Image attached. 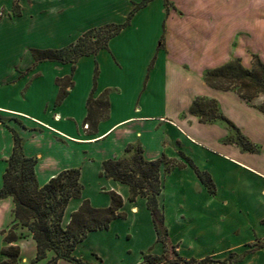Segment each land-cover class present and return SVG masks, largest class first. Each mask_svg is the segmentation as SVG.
<instances>
[{"label": "crops", "instance_id": "crops-1", "mask_svg": "<svg viewBox=\"0 0 264 264\" xmlns=\"http://www.w3.org/2000/svg\"><path fill=\"white\" fill-rule=\"evenodd\" d=\"M133 1L144 0H125L121 12L123 0H20L19 13L1 23L0 189L13 131L21 139L24 156L36 159L40 187L62 171L79 170L81 197L69 200L63 227L84 200L93 208H107L110 193L122 200L121 217L107 229L88 232L76 245L74 257L86 264H140L144 254L160 256L164 251L146 199L130 201L128 185L102 175L104 161L122 159L128 146H139L146 161L165 158L181 165L170 170L161 166L157 196L169 242L178 254L184 259L223 257L215 261L244 264L253 252L244 251L232 260L231 251L248 242L250 226L264 236V114L257 103L209 87L202 79L206 70L227 63L231 53L229 45H221L231 30L218 35L216 22L222 14L213 10V0H170L173 6L167 13L163 0H150L110 39L107 49L75 63L35 62L31 55V49H61L90 29L121 23L115 18L119 12L125 21L138 5L131 7ZM154 2L159 5L155 41L137 49L133 39L128 48H118L119 38L131 29L139 40L142 31L136 23ZM256 3L264 10V0ZM262 18L257 23L264 25ZM186 22H191L190 32ZM219 47L216 60L206 57ZM104 93L107 112L91 123L87 101ZM200 97L215 100L220 112L259 151H242L227 141L226 128L216 122L200 123L188 114ZM185 158L210 177L213 193ZM13 209L11 197L0 200V252ZM18 234L22 237L13 244L19 248L17 264H46L54 257L50 251L34 262V239L24 227ZM263 247L264 241L257 249ZM56 264L72 263L60 259Z\"/></svg>", "mask_w": 264, "mask_h": 264}, {"label": "trees", "instance_id": "trees-1", "mask_svg": "<svg viewBox=\"0 0 264 264\" xmlns=\"http://www.w3.org/2000/svg\"><path fill=\"white\" fill-rule=\"evenodd\" d=\"M150 0H144L134 7L123 24H108L93 28L83 33L76 41L61 49L37 50L31 49L35 62L75 63L82 56L95 55L99 50L107 49L110 39L124 29L134 12L145 6ZM168 11L169 2L163 0ZM202 79L206 85L222 91H232L251 103L255 98L264 96V65L254 55L252 66L248 69L242 66L239 59L231 60L219 67L206 70ZM106 93L97 100L89 97L87 101L88 116L91 123H96L101 115L107 112ZM264 114V102L258 106ZM188 114L199 119L200 123H221L229 131L235 133L232 140L242 151L257 153L259 147L248 141L219 110L215 100L196 98L188 109ZM13 148L7 160L3 173V185L0 189V200L11 197L14 203L11 226L2 232L3 247L0 264H17L19 248L13 245L22 236L18 234L20 227L26 228L36 243L34 262L46 257L47 252H53L54 257L46 264H56L58 260H66L72 264H86L73 255L78 243L84 240L88 232L107 229L110 222L121 217L119 209L121 198L110 193L111 203L107 208H93L87 200L82 201L77 211L72 213L67 226H62L64 211L70 199L80 198L82 185L79 181L78 169L65 170L51 178L43 186L36 181L34 166L35 158L25 157L22 152L21 139L12 131ZM126 156L119 160H106L102 163V175L129 186L130 201L136 197L146 199L157 234V240L164 245L160 256L144 254L140 264H225L210 258L202 260L184 259L176 248L170 244L167 230L164 226L163 214L157 206V196L161 191L160 168L170 170L176 166L171 160L160 158L146 161L139 146H128ZM197 176L206 188L213 193L214 185L210 177L194 167Z\"/></svg>", "mask_w": 264, "mask_h": 264}, {"label": "rangeland", "instance_id": "rangeland-1", "mask_svg": "<svg viewBox=\"0 0 264 264\" xmlns=\"http://www.w3.org/2000/svg\"><path fill=\"white\" fill-rule=\"evenodd\" d=\"M123 1L124 3L121 4V8L119 10L121 12H125L123 10H125L126 7V2L125 0ZM168 2V8L170 9V7L172 8L173 3L170 0ZM28 3H30V0H28ZM132 3L130 4L132 5L131 7H133L135 4H138V2L135 1H133ZM213 3L215 8L213 10L216 11L219 16L220 14H222V16H220V18L216 22L218 35L223 34V31L224 33H229L231 30L228 39L225 41L221 40L222 42L220 41L221 45H224V47L225 44H227V46L229 45L228 50L226 49L227 52H229V49H231V53H229L230 56L226 57L227 62L234 59H239L242 66L249 69L252 66L253 56L256 55L264 65V25L262 23H257L259 20L261 21L263 19L262 17L264 16V10L260 8L258 9V7L256 6V0H213ZM20 6V0H0V26L5 19H11V16L18 14L21 10ZM158 8L159 5L154 2L145 13L139 16L136 23V28L138 26L142 31L139 40L134 37L137 32L135 33L131 29L119 38L116 43L118 48H128L129 42L133 39L135 41H132V44L133 46L135 45L134 47L137 49L140 47H145V45L147 43L149 44L151 41L154 42L155 39L153 38L154 36H156L155 34L157 30V24H155L154 21H156L158 17ZM115 18L117 19V21H122L118 24H123L126 21H123V17H120V12ZM190 23L191 22H186L184 24V27L188 28V32H190ZM241 24L246 25L242 26ZM257 24L261 26H258ZM203 27L205 28V25ZM206 27L208 28V26ZM212 27H214V25H212ZM222 28L223 30H221ZM14 33L17 35V33L19 34V31L14 29ZM26 39L28 38L25 37V40ZM20 44H26V42L20 41ZM172 46H177L176 40L172 42ZM220 52L221 51L219 47L216 51L212 50V52L206 57L214 61L220 56ZM263 102L264 96L260 95L251 103H257L258 107L262 105ZM218 125L225 128V126L221 123H218ZM227 131V139L230 138V140L233 141L235 133L229 130ZM97 154L98 151L94 149V155ZM263 241L264 236L256 235V232L250 226V229L248 230V242L244 244V247L242 249H239L238 251H231L233 254L232 260L240 257V255L244 251H252L253 253L246 257L244 264H264V247L259 250L257 249L258 245L262 244ZM212 259L220 261L223 259V257H212Z\"/></svg>", "mask_w": 264, "mask_h": 264}]
</instances>
